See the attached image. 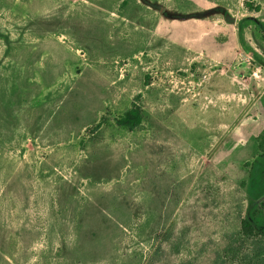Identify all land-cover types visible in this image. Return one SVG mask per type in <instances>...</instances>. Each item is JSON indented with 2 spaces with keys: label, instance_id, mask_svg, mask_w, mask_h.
Here are the masks:
<instances>
[{
  "label": "rangeland",
  "instance_id": "374dc122",
  "mask_svg": "<svg viewBox=\"0 0 264 264\" xmlns=\"http://www.w3.org/2000/svg\"><path fill=\"white\" fill-rule=\"evenodd\" d=\"M245 15L264 0H0V264H264Z\"/></svg>",
  "mask_w": 264,
  "mask_h": 264
},
{
  "label": "trees",
  "instance_id": "16d2710c",
  "mask_svg": "<svg viewBox=\"0 0 264 264\" xmlns=\"http://www.w3.org/2000/svg\"><path fill=\"white\" fill-rule=\"evenodd\" d=\"M251 21L262 29L264 23L252 15H245L239 22ZM119 123L132 129L142 121L140 106L132 104L118 119ZM249 170L245 181L248 204L246 213L241 221L242 229L249 233L264 235V151L258 153L248 162Z\"/></svg>",
  "mask_w": 264,
  "mask_h": 264
}]
</instances>
